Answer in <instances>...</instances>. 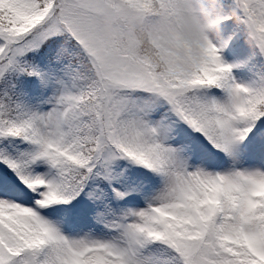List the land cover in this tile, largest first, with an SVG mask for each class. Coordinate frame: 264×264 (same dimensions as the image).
<instances>
[{
  "label": "snow or ice",
  "instance_id": "6c2138e0",
  "mask_svg": "<svg viewBox=\"0 0 264 264\" xmlns=\"http://www.w3.org/2000/svg\"><path fill=\"white\" fill-rule=\"evenodd\" d=\"M264 53V0H234ZM119 0H0V264H264V77L116 61Z\"/></svg>",
  "mask_w": 264,
  "mask_h": 264
},
{
  "label": "clouds",
  "instance_id": "9594fccd",
  "mask_svg": "<svg viewBox=\"0 0 264 264\" xmlns=\"http://www.w3.org/2000/svg\"><path fill=\"white\" fill-rule=\"evenodd\" d=\"M228 18L242 25L256 46L255 22H244L223 0H119L118 12L109 7L102 14L101 35L117 62L136 71L150 65L161 79L187 80Z\"/></svg>",
  "mask_w": 264,
  "mask_h": 264
},
{
  "label": "rangeland",
  "instance_id": "374dc122",
  "mask_svg": "<svg viewBox=\"0 0 264 264\" xmlns=\"http://www.w3.org/2000/svg\"><path fill=\"white\" fill-rule=\"evenodd\" d=\"M229 21L225 19L220 25L219 39H213L212 42L217 46L218 53L221 60L231 66V75L238 83L251 84L258 81L261 77H264V70L259 71L260 66H256L251 63L253 51L260 54L264 60V53H262L258 47L252 44L238 43L234 44L240 36L247 38L246 42H249V38L244 31L242 25L231 23L230 27L224 28V23ZM236 45V46H235ZM264 62H261V66Z\"/></svg>",
  "mask_w": 264,
  "mask_h": 264
}]
</instances>
